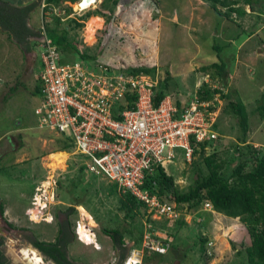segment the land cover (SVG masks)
Returning <instances> with one entry per match:
<instances>
[{"label":"rangeland","instance_id":"1","mask_svg":"<svg viewBox=\"0 0 264 264\" xmlns=\"http://www.w3.org/2000/svg\"><path fill=\"white\" fill-rule=\"evenodd\" d=\"M4 1L13 3V0ZM104 1L97 0L84 12H103L101 27H95L92 34L89 23L99 16L85 21L77 17L84 27L72 25L75 30L70 40L85 54L98 55L103 64L115 69L163 67L171 73L169 96L175 103L189 102L195 96L199 80L204 77L209 81L213 79L201 67L222 59L228 64L229 71L226 92L234 100L242 97L245 101L251 118L249 141L264 151V127L255 113L257 107L264 106V0L255 3V11L250 10L246 0H236L239 2L237 7L243 8L246 15L242 17L235 13L233 21L220 16L202 0H119L115 17L105 8ZM75 4L72 5L78 6ZM40 9L32 13V26L38 33L44 21L41 6ZM52 18L50 15L46 19L49 27ZM20 46L21 43L0 29V205L5 210L4 215L0 213V233L9 260L13 264H30L34 253L41 259L42 256L27 242L25 231L41 240L51 241L57 226L56 213L60 208L64 210L71 206L61 197L55 198L53 203L39 211L37 220L41 221L38 224L31 222L26 210L32 206L37 188L46 180L49 171L55 173L57 179L66 181L67 176L75 178L78 167L87 161L79 155H70L73 150L61 152L58 140L63 136L39 127L37 109L41 98L36 91L39 83L36 77L41 62L35 50L40 52L41 49L33 41L22 48ZM220 47L222 52L218 50ZM76 60L86 66L92 65L91 61L71 55L70 58L63 57L64 62ZM15 71L18 78L13 74ZM213 85V88L221 86ZM5 94L7 98L2 100ZM219 103L221 137L207 149V155L216 153L224 160H231L234 154L232 144L239 135L238 120L222 112L224 101ZM17 121H21L20 126ZM165 169L182 192L189 190L200 172L208 173L200 156L189 163L182 149L176 150V159ZM110 184L105 177H95L85 171L83 183L75 190V195L83 194L85 207L96 212L101 221L99 225L87 208L77 207V213L71 219L72 227L76 233L78 222L82 220L85 225L82 238L86 235L89 239H84L87 244L78 240L79 243L70 247L71 258L76 262L117 264L118 251L102 229L122 226L134 228L137 234L147 222L145 218L132 220L125 217L119 210L120 196L109 194ZM55 191L66 195L58 187ZM69 193L70 190L68 195L72 196ZM167 200L171 201L170 198ZM178 210L186 222L181 227L164 218H154L155 237L168 244V252L161 255L162 259L154 254L136 252L138 259L142 258L141 264H247L245 253L239 256L233 248L234 243L243 251V245L250 242L247 228L240 220L210 213L205 224L202 217L186 205ZM205 236H210L212 242V246L207 245L206 257L199 251L201 239ZM126 244L132 248L129 257L135 249L142 248H134L135 242L128 237ZM27 253L31 255L29 259ZM42 264L50 263L43 260Z\"/></svg>","mask_w":264,"mask_h":264},{"label":"built area","instance_id":"2","mask_svg":"<svg viewBox=\"0 0 264 264\" xmlns=\"http://www.w3.org/2000/svg\"><path fill=\"white\" fill-rule=\"evenodd\" d=\"M85 1L80 0L78 6L69 5L73 13L67 18L83 14L97 2L91 0L84 5ZM48 6L47 0H41L44 21L40 32L39 127L71 140L70 155L86 159V171L93 176L105 177L117 185L120 193L144 202L151 220L158 217L176 223L181 213L175 204L162 200L157 192L152 193L157 184L151 182L147 186V176L157 167L165 168L173 162L177 149L184 150L186 161L191 163L200 144L219 139L214 125L219 118L216 102H220V95L210 101L195 95L181 106L168 95L156 106L153 86L158 81L150 76L119 72L105 64L91 68L80 62H64L61 51L47 37L44 22L55 13L64 16L65 11L47 9ZM45 179L37 188L32 206L26 210L28 219L36 224L41 221L37 220L39 211L56 198L59 179L50 171ZM205 210H212V205L206 203ZM84 228L82 220L79 221L80 239ZM154 231L153 224H146L142 248L135 249L125 264H141L142 258L138 259L136 252L141 255L168 252V244L156 238Z\"/></svg>","mask_w":264,"mask_h":264},{"label":"trees","instance_id":"3","mask_svg":"<svg viewBox=\"0 0 264 264\" xmlns=\"http://www.w3.org/2000/svg\"><path fill=\"white\" fill-rule=\"evenodd\" d=\"M79 1L80 0H47L49 5L47 9L53 8L57 11L63 10L65 11V15L59 16L57 13L53 14L52 21L50 20L51 23L53 21L55 22V26L52 25L53 27H49L45 20L44 25L46 27V34L61 51L62 57L66 56L67 58H70L71 55L80 58L81 60L94 61L95 63L97 62L94 64V68H96L97 65L103 64L98 59V55L92 57L85 54L79 48L78 44L70 40L69 34L71 31L75 30L72 25H76V28L84 27V24L80 23L79 18L77 19V17H81L85 21L93 16L104 17V13L101 11H90L85 14L75 15L76 18L75 16L67 18V16L73 13V8L69 5L78 3ZM202 1L208 3L220 16L225 17L230 21H233V15L235 13L242 17L246 15V11L243 8L237 7L239 2L236 0ZM259 1L260 0H246V4L249 5L251 11H255V3H258ZM64 3L71 4L63 6ZM118 3L119 0L104 1L105 8L111 11L114 17ZM40 5L38 2H35L28 6L18 8L4 0H0V26L6 29L8 34H10L18 43L26 44L33 38H40V33L30 30L27 26V21L30 18L31 13ZM66 18L68 19V27L64 26L60 31L59 24H62L61 22ZM218 50L221 52L223 51L222 47L218 48ZM71 62L80 61L76 60ZM82 64L86 66V64ZM227 65L228 64L221 59L220 62H215L208 66H202L201 68L204 71L209 72L213 79L210 81L208 80V82H205V77L202 80H199L196 84L197 91L195 95H198L204 101L213 100L216 95H220V100L225 102L222 112L224 111V113L237 118L239 135L237 136L236 141L232 144L234 150L232 159L224 160L216 153L207 155V149L214 142H211L210 144L203 143L196 148L194 158L200 156L207 167L208 173L204 174L203 172H200L194 181V184L187 192L178 190L173 176L169 175L166 169L162 166L157 167L152 175L147 176V186L151 182H156L157 187L152 190V193L157 192L158 196L164 201H168L167 199L170 198L171 201L168 202L175 204L177 210L186 205L189 209L196 211L198 216L202 217L205 224L208 221V215H210V213L224 215L233 220H240L247 228L250 242L247 246L243 245V251L242 248L238 249L237 245L233 243L234 250L237 251L239 256H242L243 252L245 253L247 264H264V151L261 148H256L254 144L249 141L251 118L245 105L246 103H244L245 101L242 97H239L238 100H234L231 98L230 94L226 92V87H228L227 82L229 80ZM108 67L113 68L111 66ZM157 68V66H133L131 69L124 70L119 67L117 70H119V72H127L131 75L144 74L156 79L158 85L153 86V88L155 93V105L158 106L161 101L169 95L170 81L172 77L168 70L162 69L163 67ZM41 71L39 73V78L41 76ZM154 72H156V74ZM159 75L161 76L160 78ZM218 80L219 82H217ZM213 82L221 85L220 88H213V84H215ZM36 91L41 94L40 81ZM176 104L181 106V102H177ZM218 105L219 103L216 102V107ZM211 109H215V107H212ZM255 113L258 114L259 121L264 127V106L257 107ZM220 125L221 121L219 116L214 125V130L218 132L219 138L221 137V131L219 133ZM58 141L60 142L62 152H66L69 149L73 150V145L70 142L71 140L63 137ZM85 171V166L80 165L75 178L67 176L66 181L58 180L57 182L59 190H64L66 195H63L60 192L59 195L56 191V198L59 199L61 197L62 200L66 202L68 201L71 205L64 210H61L62 208L58 210L63 212L68 218V222H65L67 225H73L71 219L77 213V207H88H85L82 193L80 195L74 194L75 190L78 189L77 187L83 183V174ZM110 186L111 189L109 194L113 195L114 193H117L120 196L119 210L125 214L126 218L132 220H135L136 218L147 219V222L145 221L143 223V229L137 230V234L134 228H122V226L114 229H102L111 239L113 248L118 251L119 264H125L132 250V248L130 249V247L127 246L126 238L128 237L135 242L134 248L142 247L146 224L152 225L155 220H151L148 216L147 207L144 202L139 201L131 194L120 193L115 184H110ZM69 190V194L72 196L68 195ZM64 201L62 202L64 203ZM206 203L212 205V210H206L207 213L204 211ZM87 210L89 211L88 208ZM0 213L1 215H4L5 213L2 204L0 205ZM89 213L93 216L96 222L101 225L100 218L96 212L92 213L89 211ZM58 217L59 213L57 212L55 218L58 220ZM154 224L153 226L155 227ZM176 224L180 227L186 225L182 215L177 220ZM8 226H11V224H8ZM3 239L4 238L0 236V264H12L5 254ZM210 240V236H205L201 239L199 251L202 256L204 255L206 257L207 255V245L209 244L212 246ZM32 243L34 247L40 249L57 264H86L76 262L73 258L69 259L67 249L69 244H67L68 242L62 243L61 239H57L56 242L39 241L37 239ZM194 246L196 247L197 245L195 244ZM154 255H157L162 259L161 254Z\"/></svg>","mask_w":264,"mask_h":264},{"label":"flooded vegetation","instance_id":"4","mask_svg":"<svg viewBox=\"0 0 264 264\" xmlns=\"http://www.w3.org/2000/svg\"><path fill=\"white\" fill-rule=\"evenodd\" d=\"M58 213H59V217H58V220H57V226L55 227L56 229L54 231L55 232V237L51 241H46V242H56L57 239H61L62 243L68 242L67 243V244H69L68 247H67V249H68V258L71 259V249H70V247L72 245L76 244V243H79L78 240L82 241L83 239H80L79 234L77 233V231L75 233V231H74V229H73V227L71 225H69V224L67 225L65 223L68 220L66 215L63 212H61V211H58ZM9 227L12 228L11 226H9ZM10 228H8V231L10 230ZM25 232H26L27 242H29V244H31V246H33V247H34V245H33L32 242H34L35 240L38 239L39 241H45V240H41L37 235L35 236L34 234L29 233L28 231H25ZM0 236H2L1 233H0ZM2 238H3V236H2ZM34 249L37 250V252L42 256V259L45 260L46 262H49L50 264H57L53 259H51L47 255H45L40 249H38L36 247H34ZM5 254H6V252H5ZM117 259H118V257H117ZM43 260H42V263H43ZM118 261H119V259H118ZM117 264H119V262Z\"/></svg>","mask_w":264,"mask_h":264},{"label":"crops","instance_id":"5","mask_svg":"<svg viewBox=\"0 0 264 264\" xmlns=\"http://www.w3.org/2000/svg\"><path fill=\"white\" fill-rule=\"evenodd\" d=\"M13 3H10L11 5H13V6H15V7H18V8H22V7H25V6H28V5H30V4H32V3H35V2H38L39 3V5H40V3H41V0H21V1H18V0H13L12 1ZM17 2V3H21V4H15V3ZM69 4H71V3H64L63 4V6H68ZM72 5V4H71ZM41 6V5H40ZM40 6L39 7H37L35 10H40L41 11V9H40ZM73 6V5H72ZM34 10V11H35ZM33 11V12H34ZM32 12V13H33ZM32 13H31V15H30V18L28 19V24H27V26L30 28V30H32V31H35L36 33H38L37 32V30L32 26L33 24H32V22L34 21V18L32 17ZM40 13V12H39ZM92 18H94V16L92 17ZM52 21V20H51ZM50 21V22H51ZM68 19L66 18L65 20H63V22H61L62 24H59V30L61 31V29L64 27V26H67L68 24ZM50 24H52V25H54L55 26V22L53 21L52 23H50ZM39 26H40V24H39ZM51 27H53V26H51ZM68 27V26H67ZM0 29H3V31L4 32H6V33H8L7 31H6V29H4L3 27H1L0 26ZM69 29V28H68ZM71 34H72V31L70 32V34H69V37L71 36ZM33 41V43H36V44H38V48H40L41 49V51H42V48H41V43H40V38L38 37H36V38H33V39H31L28 43H26V44H23V43H21V46H23V45H28L29 43H31ZM18 43V42H17ZM20 46V47H21ZM22 48V47H21ZM40 51V52H41ZM40 52H38L37 51V49L35 50V54H37V58H39V60H40ZM3 62H5V61H3ZM40 62H41V60H40ZM92 65H88V67H93L94 68V64H96L94 61H91L90 62ZM41 69H42V63H41ZM41 71V70H40ZM40 71H39V73H40ZM39 73H38V75H37V77L36 78H38L39 79ZM13 74H14V76L16 77V78H18V75H17V72L15 71V73L13 72ZM7 79H9V77H7ZM38 79H37V81H38ZM0 82H2V80L0 81ZM39 82V81H38ZM37 82V83H38ZM6 83V82H5ZM8 83H11V81H9ZM37 85H39V83L37 84ZM6 98H7V95L5 94V96H4V99L2 98V100H6ZM41 98V97H40ZM21 125V121H17V126H20Z\"/></svg>","mask_w":264,"mask_h":264},{"label":"bare ground","instance_id":"6","mask_svg":"<svg viewBox=\"0 0 264 264\" xmlns=\"http://www.w3.org/2000/svg\"><path fill=\"white\" fill-rule=\"evenodd\" d=\"M91 0H87L85 1L84 5H88V3L90 2ZM102 25V19L100 17H97V18H94L93 20L90 21L89 23V31L93 34L94 32V28L95 27H101ZM82 234L84 233V229L81 231ZM85 238H82L83 241L84 239L87 240L89 239V237H87L86 235H84ZM84 243H88V242H85ZM36 253H34V257L29 260L30 264H42V259L40 257H38L37 255H35ZM30 254L27 253V258L29 259L30 258Z\"/></svg>","mask_w":264,"mask_h":264}]
</instances>
